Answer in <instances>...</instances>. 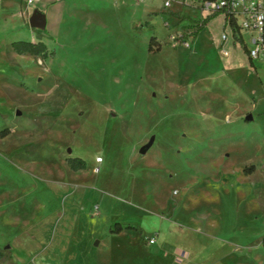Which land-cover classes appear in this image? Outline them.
<instances>
[{"label":"rangeland","instance_id":"obj_1","mask_svg":"<svg viewBox=\"0 0 264 264\" xmlns=\"http://www.w3.org/2000/svg\"><path fill=\"white\" fill-rule=\"evenodd\" d=\"M4 129L0 264H264V64L223 12L0 0Z\"/></svg>","mask_w":264,"mask_h":264},{"label":"built area","instance_id":"obj_2","mask_svg":"<svg viewBox=\"0 0 264 264\" xmlns=\"http://www.w3.org/2000/svg\"><path fill=\"white\" fill-rule=\"evenodd\" d=\"M38 1L40 0H27L29 5H33ZM173 1L191 4L199 3L202 9L211 12H223L224 19L226 16H233L241 37V29L245 28L251 32L254 46L250 48L247 46L250 62L254 64V60H259L264 64V0H163V7L170 8ZM187 34L189 36L190 33ZM184 35V33H180L178 36L173 35V38L177 36V38L181 39L184 46L190 47V41ZM222 38L226 41L227 35H223ZM245 44L247 45V43ZM224 53L227 54L228 50L225 49ZM150 242L153 243L154 239L151 238Z\"/></svg>","mask_w":264,"mask_h":264},{"label":"trees","instance_id":"obj_3","mask_svg":"<svg viewBox=\"0 0 264 264\" xmlns=\"http://www.w3.org/2000/svg\"><path fill=\"white\" fill-rule=\"evenodd\" d=\"M208 18H209V16L207 18L200 20L197 23V30H202L205 28V24H206V21ZM227 23H230V25L232 26V29H233L234 37L239 39L243 43L244 49L247 51V45L243 42V39L240 35V31L238 29V26H237L236 21L233 18V16H226L225 17V24H227ZM184 36L186 37V36H188V34H185ZM11 46H12L13 50L16 51L17 53H31V54L38 55V56L39 55L40 56H46L48 53L47 46L42 41L34 42V41H30V40H15L11 43ZM148 49L150 52H157L161 49L160 43L158 41H156V36L152 35L150 42H149ZM7 130L8 129L2 130L0 132V135L4 136L7 132ZM66 160H67L69 167L73 170H77V169H81V168L86 167L85 160L80 156H69L66 158ZM253 168H254V165H251L250 167L245 169V172L247 174H249L252 172ZM123 228L133 229L134 227L130 226V225H126L125 227H122L120 223H116L114 228L111 229V232H113V233L121 232L123 230ZM2 257H3V252L0 251V259Z\"/></svg>","mask_w":264,"mask_h":264},{"label":"water","instance_id":"obj_4","mask_svg":"<svg viewBox=\"0 0 264 264\" xmlns=\"http://www.w3.org/2000/svg\"><path fill=\"white\" fill-rule=\"evenodd\" d=\"M45 23V17L43 14L39 12H34L30 17V25L33 27H39L42 26ZM245 119L247 121L253 119V116L251 114H247L245 116Z\"/></svg>","mask_w":264,"mask_h":264},{"label":"bare ground","instance_id":"obj_5","mask_svg":"<svg viewBox=\"0 0 264 264\" xmlns=\"http://www.w3.org/2000/svg\"><path fill=\"white\" fill-rule=\"evenodd\" d=\"M98 160H100V159L98 158Z\"/></svg>","mask_w":264,"mask_h":264},{"label":"crops","instance_id":"obj_6","mask_svg":"<svg viewBox=\"0 0 264 264\" xmlns=\"http://www.w3.org/2000/svg\"><path fill=\"white\" fill-rule=\"evenodd\" d=\"M252 64V63H251Z\"/></svg>","mask_w":264,"mask_h":264}]
</instances>
